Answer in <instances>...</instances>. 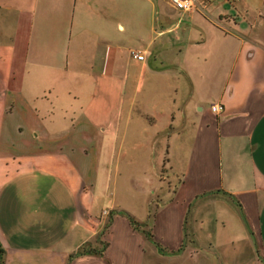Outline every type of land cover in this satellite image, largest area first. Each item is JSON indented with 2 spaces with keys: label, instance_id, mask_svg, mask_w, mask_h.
Returning <instances> with one entry per match:
<instances>
[{
  "label": "crops",
  "instance_id": "1",
  "mask_svg": "<svg viewBox=\"0 0 264 264\" xmlns=\"http://www.w3.org/2000/svg\"><path fill=\"white\" fill-rule=\"evenodd\" d=\"M228 2L0 0V264H264V0Z\"/></svg>",
  "mask_w": 264,
  "mask_h": 264
},
{
  "label": "built area",
  "instance_id": "2",
  "mask_svg": "<svg viewBox=\"0 0 264 264\" xmlns=\"http://www.w3.org/2000/svg\"><path fill=\"white\" fill-rule=\"evenodd\" d=\"M171 3L178 9L184 11H190L195 9L197 1L196 0H170ZM130 54L133 58L141 60L143 55L139 52L130 51ZM210 110L212 112H217L220 110V106L217 104L210 105Z\"/></svg>",
  "mask_w": 264,
  "mask_h": 264
},
{
  "label": "trees",
  "instance_id": "3",
  "mask_svg": "<svg viewBox=\"0 0 264 264\" xmlns=\"http://www.w3.org/2000/svg\"><path fill=\"white\" fill-rule=\"evenodd\" d=\"M125 214V213H124ZM127 216V218L129 219L130 223L135 227L138 228V223L133 220L130 216H128L127 214H125ZM142 232L144 233L145 237L148 238L149 240H151V235L147 230H142ZM154 243V242H153ZM155 244V243H154ZM156 245V244H155ZM85 253H101V250H96V249H92V248H86L85 245L80 248L79 250H76L74 253L70 254L69 257H73L74 255H81V254H85Z\"/></svg>",
  "mask_w": 264,
  "mask_h": 264
},
{
  "label": "rangeland",
  "instance_id": "4",
  "mask_svg": "<svg viewBox=\"0 0 264 264\" xmlns=\"http://www.w3.org/2000/svg\"><path fill=\"white\" fill-rule=\"evenodd\" d=\"M168 1H170V0H168ZM197 1H199V2H202V3H209V2H213V3H215V2H217V1H222V0H197ZM231 1H233V0H230V2ZM230 2H228L229 4H230ZM156 17V16H155ZM138 43H135V45H137ZM256 264H262V263H256Z\"/></svg>",
  "mask_w": 264,
  "mask_h": 264
}]
</instances>
